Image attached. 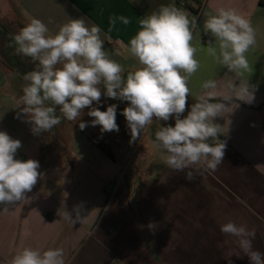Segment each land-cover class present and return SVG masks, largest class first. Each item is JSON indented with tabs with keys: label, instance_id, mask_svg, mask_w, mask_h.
Segmentation results:
<instances>
[{
	"label": "crops",
	"instance_id": "0c3cea01",
	"mask_svg": "<svg viewBox=\"0 0 264 264\" xmlns=\"http://www.w3.org/2000/svg\"><path fill=\"white\" fill-rule=\"evenodd\" d=\"M260 1L188 0L182 6L177 0H11L23 23L39 18L53 34L75 18L100 26L105 51L123 66L125 75L140 67L127 51L138 20L160 5L184 10L201 28L205 12L235 8L256 31V44L246 53L249 70L231 73L199 52L201 67L189 81L187 104L190 108L196 102L203 94L201 83L210 78L218 82L220 93L230 80L249 83L255 99L251 104L234 101L223 118H217L223 126L220 139L226 143L224 162L215 171L201 163L195 181L188 182L183 172L167 166L166 154L154 144L160 124L174 125V119L154 120L130 143L121 114L128 102L108 98L93 107L116 104L118 132L102 133L99 125L91 126L93 118L85 108L77 122L62 119L51 133L34 135L28 123L16 118L23 83L0 61V130L21 141L16 158L37 160L41 173L25 200L7 210L0 205V264H10L24 247L62 248L65 264H249L236 238L220 231L228 221L254 231L253 248L264 253V7ZM120 15L130 23L117 21L109 31V18ZM209 39L202 29L195 30V45L206 46ZM80 121L89 123L83 131ZM95 136L105 141L102 146L113 159L91 142ZM81 202L84 219L72 225L64 210L71 212Z\"/></svg>",
	"mask_w": 264,
	"mask_h": 264
},
{
	"label": "clouds",
	"instance_id": "9594fccd",
	"mask_svg": "<svg viewBox=\"0 0 264 264\" xmlns=\"http://www.w3.org/2000/svg\"><path fill=\"white\" fill-rule=\"evenodd\" d=\"M204 15L201 28L184 10L162 4L140 18L138 30L127 45L140 67L126 75L123 66L105 51L100 26L75 18L53 34L41 19L31 18L10 37L9 46L14 45L18 55L35 63L33 70L23 74L25 83L16 100V118L28 123L31 132L39 135L51 133L62 119L77 122L88 108L87 115L93 118L91 126L99 125L102 133L118 132L117 105L111 104L105 111L93 107L94 103H101L103 95L128 102L121 114L130 131V143L140 138L154 120L174 119V125L160 124L154 136V144L166 154L167 166L183 172L188 182L195 181L196 166L201 163L215 171L224 162L226 149L220 139L223 126L216 120L223 118L234 101L251 104L254 88L249 83L230 80L224 85L225 92L220 93L218 82L210 78L201 83L203 94L189 108V81L201 67L199 52L231 73L241 75L248 71L246 53L256 44V31L235 8L219 7ZM117 21L130 23L123 15L110 17L109 31ZM197 29L211 37L206 46L193 43ZM88 126V122L79 123L81 131ZM21 147L19 139L0 130V205L5 210L25 200L41 176L37 160L16 158ZM83 212L81 202L71 212L64 210L63 215L74 225L83 221ZM220 231L236 238L235 243L249 264H264V253L253 248L254 231L233 221L222 224ZM64 256L59 247H24L10 264H65Z\"/></svg>",
	"mask_w": 264,
	"mask_h": 264
},
{
	"label": "trees",
	"instance_id": "16d2710c",
	"mask_svg": "<svg viewBox=\"0 0 264 264\" xmlns=\"http://www.w3.org/2000/svg\"><path fill=\"white\" fill-rule=\"evenodd\" d=\"M259 5L261 7H264V0H261L259 2ZM12 8L16 13V17L18 19L15 26H12V24L3 23L2 19L0 18V61L24 84L25 81L22 78L23 74L33 70L35 68V63L29 57L18 55L14 50V45L9 46L11 43L10 37L16 34L23 27V21L20 15L17 13L13 5ZM107 99V97H104L102 95L101 102L106 101ZM99 107L103 111H105L107 108L105 103L101 104ZM99 147L110 159H113L110 151L106 150L102 145H100Z\"/></svg>",
	"mask_w": 264,
	"mask_h": 264
},
{
	"label": "rangeland",
	"instance_id": "374dc122",
	"mask_svg": "<svg viewBox=\"0 0 264 264\" xmlns=\"http://www.w3.org/2000/svg\"><path fill=\"white\" fill-rule=\"evenodd\" d=\"M0 18L2 19L3 23L12 24V26H15L17 24L16 22L18 21V19L16 17V13L13 11L11 1L0 0ZM24 25L25 23H23V26Z\"/></svg>",
	"mask_w": 264,
	"mask_h": 264
},
{
	"label": "built area",
	"instance_id": "2783aa9c",
	"mask_svg": "<svg viewBox=\"0 0 264 264\" xmlns=\"http://www.w3.org/2000/svg\"><path fill=\"white\" fill-rule=\"evenodd\" d=\"M182 6H186L187 5V2L188 0H177ZM91 142L94 144V145H103L105 144V141L101 138V137H98V136H95V137H91L90 138Z\"/></svg>",
	"mask_w": 264,
	"mask_h": 264
}]
</instances>
